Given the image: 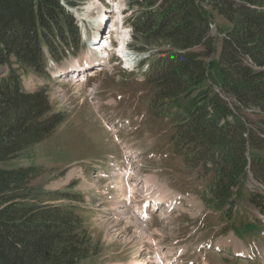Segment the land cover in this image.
I'll use <instances>...</instances> for the list:
<instances>
[{
	"label": "trees",
	"instance_id": "obj_1",
	"mask_svg": "<svg viewBox=\"0 0 264 264\" xmlns=\"http://www.w3.org/2000/svg\"><path fill=\"white\" fill-rule=\"evenodd\" d=\"M203 2L230 26L220 41L217 90L205 85L216 39L199 0H128L137 8L128 23L132 41L168 47L145 73L153 88L148 109L168 121L173 153L200 167L213 198L223 200L246 177L264 187V0ZM73 4L0 0V163L44 141L63 121L43 89H22L19 70L41 76L48 58L79 55ZM43 173L38 166L0 167V264H78L91 254L72 205L76 194L33 185ZM259 191L248 202L264 214Z\"/></svg>",
	"mask_w": 264,
	"mask_h": 264
},
{
	"label": "rangeland",
	"instance_id": "obj_2",
	"mask_svg": "<svg viewBox=\"0 0 264 264\" xmlns=\"http://www.w3.org/2000/svg\"><path fill=\"white\" fill-rule=\"evenodd\" d=\"M72 1L74 13L90 28L97 16V8L87 10L93 0ZM98 1L105 11L112 10L110 1ZM199 4L216 39L215 53L205 60V85L217 90L220 41L230 26L203 0ZM106 34L113 46L108 51L109 59L113 56L110 65L82 83L77 76L86 68H69L73 62L82 66L84 52L51 64L41 76L19 70L22 89H43L52 112L61 114L63 121L44 141L0 163V167H41L44 173L33 185L51 194H76L72 205L84 222L92 249L89 258L78 264H145L147 258L151 264H264V214L248 202L251 192L264 194V187L246 177L231 198L215 200L210 177L200 167L186 166L173 153L168 121L151 115L148 103L153 88L144 81L143 71L137 67L126 72L116 66V34ZM86 35L87 30L82 42ZM132 43L148 61L168 50L165 45H147L142 39ZM52 70L63 74L52 76ZM71 71L79 72L72 83L64 78L70 77ZM128 170L135 174L128 178V184L136 192L129 208L123 201ZM149 176L156 187L179 195L177 203L152 208L149 201L140 198L136 186ZM135 204L145 207L152 219L138 220L133 215ZM117 207L126 213L122 215ZM235 243L246 254L233 253ZM157 256L161 261L155 260Z\"/></svg>",
	"mask_w": 264,
	"mask_h": 264
},
{
	"label": "bare ground",
	"instance_id": "obj_3",
	"mask_svg": "<svg viewBox=\"0 0 264 264\" xmlns=\"http://www.w3.org/2000/svg\"><path fill=\"white\" fill-rule=\"evenodd\" d=\"M94 2H92L91 4L88 5L87 10H92V9H94V7L97 8V16L93 20V24L96 25V27L98 29H100L101 27L104 26L105 21L107 19H106V16H104L105 10H104V8L101 7L100 2L98 0H95ZM120 7H121V4L115 5L116 13H119ZM99 31L100 30L93 32V38H92V40H90L88 42L89 44L92 43L95 46V45H98L102 41V38L101 39L99 38V35H100ZM121 33L122 32H119L116 35L117 41L119 42V46H120L119 47V53L121 54V56L123 58H125L127 60L128 58H130V55L128 53V49L124 48V45L126 43V38ZM93 42H98V43L94 44ZM97 49H98V47L97 48L94 47V48H91L86 53H84L85 57L90 55V57L93 58V59L89 60V62L86 61L87 64L100 62L99 56L102 55V52L101 51H99V53L95 52ZM93 54L96 55V58H95V55H93ZM86 63H84V64H86ZM76 68L79 71H80V69H82V67L79 65H76ZM93 73H95V72H93ZM89 74H92V73H89ZM131 175L135 176V174H133V172H131V170H128L127 173L125 174V181H126L125 185L127 187V195L124 196L123 201L128 205V208L131 204V199L132 198L134 199V196H133L134 193H136L134 191L135 188H133L132 184H128V178ZM136 188L138 189V196L144 200L149 201L152 208L154 206H164L166 208L171 207L177 203V198H179V195L173 196V195H171V193L168 192V190L156 187L154 184V178L152 176L146 177L145 180L143 181V183L140 184L139 186L137 185ZM139 205L140 204H135L133 206L134 207L133 215H135V217L138 220H141L143 222L152 219V215L150 214V212L146 211L145 207H143V206L140 207ZM115 210H117L118 212H121L122 215L125 214L127 211V210H123V208L121 210L118 207L115 208ZM161 215H164V214H161ZM149 241L152 242L153 240H151V238H150ZM238 246H239V244H238ZM238 246L236 245V243L232 246V251H234L233 253H237V252L241 251L240 253L243 252L246 254V251L240 249L239 248L240 246L239 247ZM156 247L158 248V245ZM155 260L161 261L160 256L159 257L157 256V258H155ZM151 263H152V261L149 258H147L145 264H151ZM135 264H144V263L142 262V263H135Z\"/></svg>",
	"mask_w": 264,
	"mask_h": 264
},
{
	"label": "built area",
	"instance_id": "obj_4",
	"mask_svg": "<svg viewBox=\"0 0 264 264\" xmlns=\"http://www.w3.org/2000/svg\"><path fill=\"white\" fill-rule=\"evenodd\" d=\"M117 1H121V0H117ZM72 11H73V9H72ZM74 12V11H73ZM114 16H112V14H110V15H106V18H108L109 20H114L115 21V19L116 18H118V20H117V22H116V25H117V27H118V31L119 32H122L121 34L122 35H126V43H125V45H124V48L126 47V44L128 43V38L130 37L129 36V32H130V29H128V28H126L125 26H123L122 24H121V18H123L124 16H126L127 14H124V15H118L117 17H116V15L115 14H113ZM84 20L83 19H79V25L80 26H82V27H84ZM86 23V22H85ZM104 41V43H110V40L108 39V37H104V39H103ZM108 40H109V42H108ZM128 53H129V55H130V58H128L127 59V61L126 62H124L125 63V67H128L129 66V64H132V63H134L136 60H137V56H135V55H137V54H135V53H133L132 51H128Z\"/></svg>",
	"mask_w": 264,
	"mask_h": 264
}]
</instances>
